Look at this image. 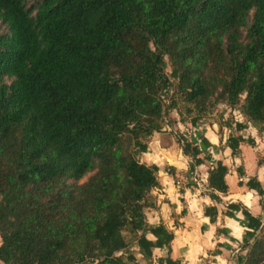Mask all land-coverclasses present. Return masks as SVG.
<instances>
[{
	"label": "trees",
	"instance_id": "1",
	"mask_svg": "<svg viewBox=\"0 0 264 264\" xmlns=\"http://www.w3.org/2000/svg\"><path fill=\"white\" fill-rule=\"evenodd\" d=\"M0 20V262L140 264L136 245L150 264L157 248L159 264H183L175 233L147 217L160 167L136 151L163 131L171 77L193 126L223 102L247 118L237 130L264 131V0H0ZM178 142L190 171L211 159L207 138ZM244 142L255 144L228 138L234 156ZM228 173L210 169L212 199ZM247 186L264 196L257 177ZM237 212L248 222L237 264H264V218L229 204ZM206 215L216 222L217 207Z\"/></svg>",
	"mask_w": 264,
	"mask_h": 264
},
{
	"label": "crops",
	"instance_id": "2",
	"mask_svg": "<svg viewBox=\"0 0 264 264\" xmlns=\"http://www.w3.org/2000/svg\"><path fill=\"white\" fill-rule=\"evenodd\" d=\"M193 128L195 137H191L190 140L200 144L202 137L207 138L212 146L202 156L211 155V159L206 160L195 171H190V158L183 153L180 146L174 152L168 151L164 164L172 170L161 169L160 171L163 173L159 178L161 187L158 189L161 193L157 200L158 209L153 210L151 221H156L155 223L163 221L168 227L169 222L171 223L169 228L175 233L171 256L181 260L183 264H210V262L218 264L214 259L215 256H221L228 261V264H232L230 259L233 248L231 244L221 242L220 238L224 237L236 243L235 237L230 236L235 228L230 226L229 222L234 221L240 227L245 228L244 239L248 230V222L242 212L237 213H241L244 217L243 220L237 216V213L226 214L229 204L242 203L253 215L264 218V205L261 203V196L256 190L247 186L251 177H257L264 186V180L261 179V176L264 175V159L260 163L258 153L264 150L262 147L264 146V133H259L257 128L251 125L239 131L238 135H243L245 138L249 136L245 135L243 131H247L258 145L260 142L262 145L253 148L244 142L241 144L240 153L234 156L232 149L227 144L228 135L220 134L214 125L203 123ZM253 131H255V135L252 134ZM213 138L215 143H213ZM152 145L151 142L148 151L151 150ZM218 161H223L229 167V173L226 176L229 191L227 193L216 192L220 201L212 199L210 196L212 190L208 187L209 171ZM152 162L155 163V161ZM155 164L159 167L162 166L159 163ZM240 170H243V176L239 174ZM240 181L243 184H240ZM246 198L248 203H245ZM205 200L211 201V203H205ZM211 206H216L218 209L216 222H212L210 216L206 215V208ZM177 208L180 209L179 212L176 211ZM205 220L207 223L203 222ZM209 231H213L210 242L216 245L214 249L206 247ZM157 250L164 252L167 249H155L154 256H156ZM216 251L219 252L216 253ZM158 257H166V254ZM2 263L0 262V264Z\"/></svg>",
	"mask_w": 264,
	"mask_h": 264
},
{
	"label": "rangeland",
	"instance_id": "3",
	"mask_svg": "<svg viewBox=\"0 0 264 264\" xmlns=\"http://www.w3.org/2000/svg\"><path fill=\"white\" fill-rule=\"evenodd\" d=\"M31 3H33V1ZM8 32H9L8 26L0 20V33H8ZM167 72L168 74H171L172 72V67L169 60H168ZM171 79L173 81V86L167 92L163 93V99L167 111V115L164 120L163 131L160 133H155L151 138V142L153 145L151 150L148 151L149 153L145 154L144 152H140L138 150L136 151L138 158L142 162L152 165L153 164L152 161H155V163L161 164L162 166L160 167V171L161 169L164 170L168 168V166L164 164L165 155L168 154V151L174 152L180 146L178 142V137L180 135H184L188 139H191V137H195L194 135L195 130L193 128L194 126L191 124V120L198 113L193 108L192 105H187L183 95L179 92L178 79L173 77H171ZM237 114H239L242 119H237ZM182 118L186 120V123H182L181 121ZM238 122L246 123L248 122V120L241 113L239 109L231 108L226 103L219 102L209 107L208 112L203 114V121H200L199 124H203V123L212 124L217 128L220 134L222 135L227 134L228 137H230L231 135H238L240 133L239 130L236 129V123ZM229 123L231 126L228 125ZM249 125L253 126V124H249ZM252 130L253 128L251 129V131ZM256 130L258 131V129ZM243 133L249 136L247 138H252L247 131H243ZM262 133H264V131ZM247 143L248 142H246V144ZM248 144L253 148H255L262 145V142H260V145H258L256 141L255 144H250V143ZM262 147L264 149V146ZM255 151L258 150L255 149ZM258 153H259V159L260 161H262V159H264V154H263L264 150L262 152L259 151ZM160 171H159V178L161 177ZM89 176L90 175L86 176L81 182H85ZM152 193L158 200L159 194L161 193L160 190L158 188L154 189ZM261 203L262 205H264V196L261 197ZM153 210L154 209L151 208L146 210L149 221L151 220V214ZM1 241L2 239L0 237V243ZM131 251L135 254L140 264H150L146 259L143 258L142 254L140 253V248L138 246L132 245ZM247 251H248V246L245 245L243 239V243L240 244V252H236L234 248L232 249V254L230 259L232 261V264H237L238 257L241 255L245 256L247 254ZM167 254L168 252H166V256ZM160 258L161 257H158L157 255L154 256V260L152 264H159L158 260Z\"/></svg>",
	"mask_w": 264,
	"mask_h": 264
},
{
	"label": "clouds",
	"instance_id": "4",
	"mask_svg": "<svg viewBox=\"0 0 264 264\" xmlns=\"http://www.w3.org/2000/svg\"><path fill=\"white\" fill-rule=\"evenodd\" d=\"M155 50V49H153ZM237 119H242L240 117L239 114H237ZM253 135H255V131H253L252 133ZM215 139L213 138V143H215ZM238 163V162H237ZM181 167H183V165H181ZM163 174V173H161ZM261 179L264 180V175L261 176ZM250 198V197H249ZM205 203H211V201H207L205 200ZM245 203H248V199H245ZM193 207H195V205L193 204ZM249 207H251V205H249ZM258 210V209H257ZM177 212L180 211L179 208L176 209ZM237 216H239V218L241 220L244 219V217L241 215V213H237ZM152 223H155L156 221H151ZM204 223H207V221H203ZM230 226L235 228V231L230 233V236L235 237L236 243H233L232 240L230 239H225L224 237H221V242L227 243V244H231L232 248L235 249L236 252H240V244L243 243V233L245 231V228L240 227L239 225H237L234 221H230L229 222ZM169 227H171V223L169 222ZM213 237V231H209L207 233V241H206V247L208 249H214L216 247L215 244L211 243L210 241L212 240ZM148 239L150 240H155L156 238L154 236H152L151 234L148 235ZM223 251V250H222ZM120 253H117V255H119ZM166 254V250L164 252H161L160 250L156 251V255L157 256H162ZM234 254V253H233ZM189 259H191V257H189ZM214 259L218 262V264H228V261L225 260L223 257L221 256H215ZM211 264V262H210Z\"/></svg>",
	"mask_w": 264,
	"mask_h": 264
}]
</instances>
